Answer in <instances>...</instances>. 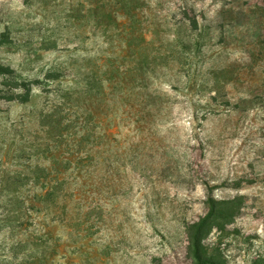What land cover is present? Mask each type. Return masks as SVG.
<instances>
[{
	"label": "rangeland",
	"instance_id": "1",
	"mask_svg": "<svg viewBox=\"0 0 264 264\" xmlns=\"http://www.w3.org/2000/svg\"><path fill=\"white\" fill-rule=\"evenodd\" d=\"M0 67V264H195L212 199L204 254L264 264V0H0Z\"/></svg>",
	"mask_w": 264,
	"mask_h": 264
},
{
	"label": "trees",
	"instance_id": "2",
	"mask_svg": "<svg viewBox=\"0 0 264 264\" xmlns=\"http://www.w3.org/2000/svg\"><path fill=\"white\" fill-rule=\"evenodd\" d=\"M117 21V20H116ZM120 25H122L120 23ZM0 71H3V68L0 67ZM29 99H27L28 101ZM80 156H77V154H74L72 157L68 158L69 162L72 163V165L77 166V159ZM90 162H94V158L89 159ZM72 167V166H71ZM63 183H60L57 187L61 186ZM53 187H49L48 190H45L48 192V195L42 197L40 200L34 202L32 205V211L35 210V212H31L30 214H26V219L24 218L23 211L19 210L16 212L15 218L11 219L13 222L16 223V227L19 230L21 235V238H25L29 244V249L34 251H47L49 248L50 250V258L56 255L54 252L60 251L61 248H63V239L60 236H56L55 230H50V224L45 223V213L46 209H51V212L54 214V217H51L50 219L52 221L59 220L62 222L61 224H65V227L67 229L72 230L73 232H77V216H70L69 215V206L66 204L67 199L63 197L64 190L61 188L60 190H52ZM46 192V194H47ZM72 199L77 200V192L72 193ZM20 203V202H19ZM215 202L212 199L211 200V207L212 210H216V205H214ZM37 205V206H36ZM38 207V209H37ZM211 212L203 219L201 222L195 227L192 240H191V253L194 259L195 264H216L215 260L212 257H208L204 254L202 249V242L203 238L207 233V223L208 220L212 217L213 212ZM214 211V210H213ZM28 216V217H27ZM19 238V242L17 244L21 246L23 245V240ZM56 249V250H55ZM44 262V261H43Z\"/></svg>",
	"mask_w": 264,
	"mask_h": 264
}]
</instances>
